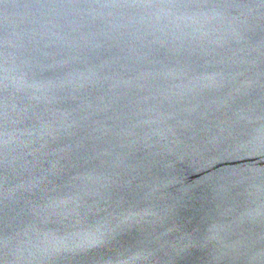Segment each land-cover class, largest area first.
<instances>
[{"label": "water", "instance_id": "obj_1", "mask_svg": "<svg viewBox=\"0 0 264 264\" xmlns=\"http://www.w3.org/2000/svg\"><path fill=\"white\" fill-rule=\"evenodd\" d=\"M264 0L0 2V264H264Z\"/></svg>", "mask_w": 264, "mask_h": 264}, {"label": "snow or ice", "instance_id": "obj_2", "mask_svg": "<svg viewBox=\"0 0 264 264\" xmlns=\"http://www.w3.org/2000/svg\"><path fill=\"white\" fill-rule=\"evenodd\" d=\"M0 2H2V0H0ZM261 149H264V144L260 145Z\"/></svg>", "mask_w": 264, "mask_h": 264}]
</instances>
